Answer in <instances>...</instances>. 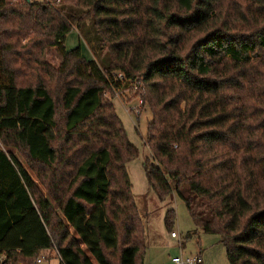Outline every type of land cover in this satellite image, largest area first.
Returning <instances> with one entry per match:
<instances>
[{"label":"trees","instance_id":"16d2710c","mask_svg":"<svg viewBox=\"0 0 264 264\" xmlns=\"http://www.w3.org/2000/svg\"><path fill=\"white\" fill-rule=\"evenodd\" d=\"M88 24L100 62L65 46ZM126 92L152 114L144 168L166 227L180 199L229 264H264V0H0L5 264H145L138 152L106 98Z\"/></svg>","mask_w":264,"mask_h":264},{"label":"rangeland","instance_id":"374dc122","mask_svg":"<svg viewBox=\"0 0 264 264\" xmlns=\"http://www.w3.org/2000/svg\"><path fill=\"white\" fill-rule=\"evenodd\" d=\"M85 34L79 33L74 28L65 43L67 50L75 49L81 43L83 56L88 60L96 59L99 62L104 60L96 31L91 24L86 27ZM47 60L56 68L60 65L55 53H52ZM125 95H127V100L121 96L115 97L113 93H107L106 98L111 100L114 96L113 104L116 114L123 124L128 140L138 152V156L128 163L127 169L133 185L134 200L147 236L148 251L145 264H172V259L176 256L181 254L185 257L196 256L199 253H202L206 264H229L221 238L199 230L180 199H174L173 202L177 215L175 225L172 230L166 227L165 218L169 203L161 202L156 196L149 186L144 168L146 161H152L151 150L144 144L152 114L149 109H145L138 117L133 111L139 106L138 99L129 101L132 96L128 98L129 92ZM27 170L37 182L36 173L31 168ZM172 231L178 234V239L171 238ZM55 262V259H50L43 264H56Z\"/></svg>","mask_w":264,"mask_h":264},{"label":"built area","instance_id":"2783aa9c","mask_svg":"<svg viewBox=\"0 0 264 264\" xmlns=\"http://www.w3.org/2000/svg\"><path fill=\"white\" fill-rule=\"evenodd\" d=\"M61 0H58V2H60ZM118 79L122 80L124 79L122 74L118 75ZM138 107H136L135 109H133V111H135L136 115H140L141 114V107L143 105V101L141 99L138 100ZM171 238L173 239H178L179 236L176 232H172L171 233ZM45 255L40 256L35 264H42L45 261ZM7 260V255L6 253H0V264H5ZM173 264H203V258L202 256L196 255V256H188L185 257L182 254L180 256H176L172 259Z\"/></svg>","mask_w":264,"mask_h":264},{"label":"crops","instance_id":"0c3cea01","mask_svg":"<svg viewBox=\"0 0 264 264\" xmlns=\"http://www.w3.org/2000/svg\"><path fill=\"white\" fill-rule=\"evenodd\" d=\"M173 239V238H172ZM201 256H202V258H203V255H202V253H199ZM56 260V264H60V261L58 260V259H55ZM54 262V261H53ZM172 264H173V262H172ZM203 264H206V261L204 260V258H203Z\"/></svg>","mask_w":264,"mask_h":264},{"label":"water","instance_id":"95a60500","mask_svg":"<svg viewBox=\"0 0 264 264\" xmlns=\"http://www.w3.org/2000/svg\"><path fill=\"white\" fill-rule=\"evenodd\" d=\"M27 2H30V0H27Z\"/></svg>","mask_w":264,"mask_h":264}]
</instances>
